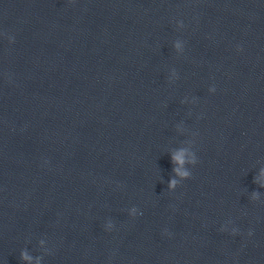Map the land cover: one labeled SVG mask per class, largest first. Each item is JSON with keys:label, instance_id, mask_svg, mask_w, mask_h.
I'll return each instance as SVG.
<instances>
[{"label": "water", "instance_id": "95a60500", "mask_svg": "<svg viewBox=\"0 0 264 264\" xmlns=\"http://www.w3.org/2000/svg\"><path fill=\"white\" fill-rule=\"evenodd\" d=\"M262 169L264 0H0L3 264H264Z\"/></svg>", "mask_w": 264, "mask_h": 264}, {"label": "clouds", "instance_id": "9594fccd", "mask_svg": "<svg viewBox=\"0 0 264 264\" xmlns=\"http://www.w3.org/2000/svg\"><path fill=\"white\" fill-rule=\"evenodd\" d=\"M180 27H183V24L181 23L179 25ZM9 42H13L14 37L9 36L8 37ZM181 41H176L174 44V47L176 51L182 52L183 46L180 43ZM176 76L175 72L172 73V79H174ZM210 92H215V88H210ZM171 160L174 165L173 171L175 173V176L169 180L168 182V190L174 191L181 181L187 180L191 176L190 168L191 166H195L197 163V156L196 153L190 149V148H180L171 155ZM257 182L261 184V186H264V169L260 171V174L256 178ZM254 196H258V194H254ZM138 214V209L135 207L132 208L130 215L136 216ZM106 230L111 231L113 228V224L111 221H108L105 225ZM221 230H226L225 228H222ZM238 229L233 227L231 229V233L233 235L237 234ZM251 235V233H249ZM32 257L29 255V253L25 250L21 252V260L27 262V264H31ZM0 264H3V261L0 260ZM36 264H40L39 258L36 260Z\"/></svg>", "mask_w": 264, "mask_h": 264}]
</instances>
